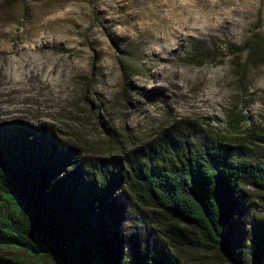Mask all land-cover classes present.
Masks as SVG:
<instances>
[{
    "label": "rangeland",
    "instance_id": "1",
    "mask_svg": "<svg viewBox=\"0 0 264 264\" xmlns=\"http://www.w3.org/2000/svg\"><path fill=\"white\" fill-rule=\"evenodd\" d=\"M9 121L45 125L90 158L179 123L253 148L264 132V0H0ZM252 201L247 230L264 218V195Z\"/></svg>",
    "mask_w": 264,
    "mask_h": 264
},
{
    "label": "trees",
    "instance_id": "2",
    "mask_svg": "<svg viewBox=\"0 0 264 264\" xmlns=\"http://www.w3.org/2000/svg\"><path fill=\"white\" fill-rule=\"evenodd\" d=\"M188 126L90 158L45 125L0 123V264H264V218L243 219L264 195V132L233 148Z\"/></svg>",
    "mask_w": 264,
    "mask_h": 264
}]
</instances>
